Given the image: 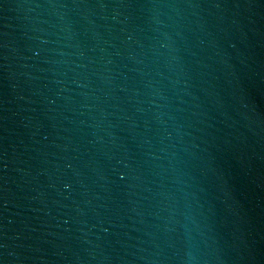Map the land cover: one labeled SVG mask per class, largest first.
Returning <instances> with one entry per match:
<instances>
[{
	"label": "water",
	"instance_id": "1",
	"mask_svg": "<svg viewBox=\"0 0 264 264\" xmlns=\"http://www.w3.org/2000/svg\"><path fill=\"white\" fill-rule=\"evenodd\" d=\"M0 264H264V0H0Z\"/></svg>",
	"mask_w": 264,
	"mask_h": 264
}]
</instances>
